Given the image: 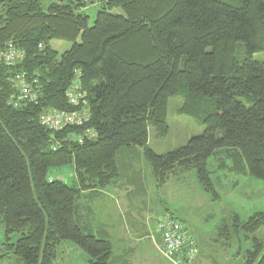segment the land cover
<instances>
[{"label": "trees", "instance_id": "16d2710c", "mask_svg": "<svg viewBox=\"0 0 264 264\" xmlns=\"http://www.w3.org/2000/svg\"><path fill=\"white\" fill-rule=\"evenodd\" d=\"M95 3L89 25L83 9ZM52 41L71 47L59 54ZM9 46L23 58L11 66L0 60V261L53 264L67 241L89 264H115L111 242L81 220L78 202L81 192L118 183L133 149H142L158 187L182 168L217 200L207 170L217 155L230 158L232 172L264 182V0H0V52ZM21 79L34 100L15 105ZM75 84L88 121L43 127L47 111L82 109L67 98ZM171 97L184 100L182 112L200 118L204 132L157 155L148 131L168 133ZM65 166L76 174L71 185L51 179ZM262 227L264 213L242 228ZM245 264H264L255 237Z\"/></svg>", "mask_w": 264, "mask_h": 264}, {"label": "rangeland", "instance_id": "374dc122", "mask_svg": "<svg viewBox=\"0 0 264 264\" xmlns=\"http://www.w3.org/2000/svg\"><path fill=\"white\" fill-rule=\"evenodd\" d=\"M96 11L97 7L91 4L83 9L89 17V25L93 23ZM50 46L61 54L70 49L71 43L52 41ZM253 59L262 61L263 55H254ZM183 105L184 100L180 97L169 99L168 133L164 137H159L154 129L149 128L148 147L155 154L164 155L182 148L191 138L203 134L201 119L183 113ZM127 154L121 161L122 177L116 184L131 187L129 181L138 173L139 177L134 178L137 181L135 188L132 185L134 199H131L130 194L124 197L127 189L115 191L113 184L106 189L105 199L103 190H94L95 193L81 192L78 202L83 210L88 208L87 221L96 233L104 234L111 242L113 255L117 258L115 264H172L164 256L160 235L155 228L159 220L171 214L184 225L187 235L197 242V258L189 264H245L246 253L252 249L253 237L264 244V227L254 234H248L242 228L250 217L264 213V182L248 174L232 172L229 169V157L212 156L207 162V170L219 196L217 200H213L209 193L201 189L195 172L176 168L165 183L158 187L150 174V166L142 149H133ZM75 175L72 166H65L53 170L51 179L71 185L76 179ZM126 200L136 201L139 208V225L132 230L137 233L138 246L133 245V240L130 251L126 248L128 244L125 238L117 239L114 233L109 234L108 230L112 228L108 224L111 225L113 221L107 223L108 215L101 216L105 212L116 214L115 208L125 209L122 202ZM82 212L84 211L80 213L81 220L82 215L84 217ZM84 220L86 222V218ZM13 241L14 239L11 242ZM4 242L3 228L0 226V256L5 254ZM5 258L0 264H14V256L8 255ZM53 264H89V258L74 244L65 241L57 247Z\"/></svg>", "mask_w": 264, "mask_h": 264}, {"label": "built area", "instance_id": "2783aa9c", "mask_svg": "<svg viewBox=\"0 0 264 264\" xmlns=\"http://www.w3.org/2000/svg\"><path fill=\"white\" fill-rule=\"evenodd\" d=\"M61 1V0H56ZM23 58L22 53L15 51L11 46L7 50L0 52V60L8 66L14 65L16 62L21 61ZM21 93L18 97L13 99L15 105L18 102H31L34 100L33 93L30 88L25 85L21 79ZM85 95L80 90L78 84H75L67 92V98L70 104L76 106L79 103L82 109L79 112L67 113L56 110H51L43 113L40 117V124L48 130H61L66 126L82 125L88 121V111L86 109ZM88 138L95 136L92 130H88L85 134ZM156 232L160 235L161 247L164 256L172 264H189L198 254L196 241L187 235L184 225L175 218L168 216L159 220L156 223Z\"/></svg>", "mask_w": 264, "mask_h": 264}, {"label": "crops", "instance_id": "0c3cea01", "mask_svg": "<svg viewBox=\"0 0 264 264\" xmlns=\"http://www.w3.org/2000/svg\"><path fill=\"white\" fill-rule=\"evenodd\" d=\"M91 6H97V3H95V4H91ZM85 9V8H84ZM126 156H128V154L126 155ZM125 156V157H126ZM134 156V155H133ZM130 165V164H129ZM177 173V172H176ZM150 174L152 175V173H151V169H150ZM134 178L135 177H139V175H138V173H135V176H133ZM153 177V176H152ZM134 178L132 179V181H129V183H131V187H127V186H124L123 184H120V185H117V184H115L114 185V190L115 191H120V190H122V189H127L128 190V192L124 195V197H126V195H128V194H130V197H131V199H134L133 198V196H132V193H133V191H134V188H135V184H137V181H135L134 180ZM154 181V180H153ZM134 186V188H133V186ZM107 188H109V187H107ZM107 188H105L104 190H103V198L105 199L106 198V194H107V191H106V189ZM110 191H108V193H109ZM134 194H135V191H134ZM117 202V201H116ZM122 203H124L123 205L124 206H126V208L125 209H121V207H119V208H115V212H116V214L115 213H103V215H101L102 217H104V216H106V215H108V217H109V219H108V222L107 223H109V222H111V221H113L112 222V224L111 225H109L108 224V226H110L112 229H110V230H108L110 233L109 234H113L114 236H115V238H117V239H119V238H125L126 240H127V249H129L128 251H130V247L132 246V241L134 240V242H133V245L134 246H138V245H136V243H137V241H139L138 240V236H137V233L136 232H134V231H132L134 228H137V225H139V223H138V220H137V217L139 216V208L137 207V203H136V201H131V200H126V201H124V202H122ZM134 205H136V207L134 206ZM115 206H117V205H115ZM132 206H134L133 208H132ZM84 218H86V224L87 225H90L91 227H93L91 224H89L88 223V221H87V214H88V209H87V207L86 208H84ZM119 211V212H118ZM172 215V214H171ZM125 216H126V219H125ZM117 220V222H115ZM142 228H143V226H142ZM156 228V227H155ZM113 237V236H112ZM196 241V240H195ZM196 244H197V242H196ZM198 248V247H197ZM143 254V253H142ZM197 258V257H196ZM195 258V259H196ZM194 259V260H195Z\"/></svg>", "mask_w": 264, "mask_h": 264}]
</instances>
